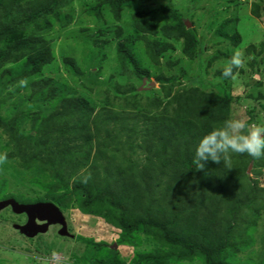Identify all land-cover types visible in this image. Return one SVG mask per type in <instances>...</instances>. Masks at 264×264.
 Returning a JSON list of instances; mask_svg holds the SVG:
<instances>
[{
  "label": "trees",
  "instance_id": "obj_1",
  "mask_svg": "<svg viewBox=\"0 0 264 264\" xmlns=\"http://www.w3.org/2000/svg\"><path fill=\"white\" fill-rule=\"evenodd\" d=\"M72 1L0 0V69L13 64L6 70L9 76L6 85L38 77L52 62L53 52L46 34L52 31L54 23L61 29L70 23L72 16L60 10ZM148 1L100 0L87 6L86 12L101 19V7L107 6L119 20L124 7L143 6ZM158 1L166 2L160 9L165 18L161 26L154 23L153 11H138L132 15L135 33L122 36L121 27L115 32L119 38L115 47L121 65L128 66L140 80L150 77V71L143 67L137 52L139 41L155 63L164 52L173 51V43L180 40L183 54L192 58L198 52L199 43L193 29L178 11L166 5L172 0ZM253 10L257 11L255 5ZM235 22L236 19L223 20L215 30L216 36L233 48L241 43ZM219 56L211 57L208 63ZM62 62L72 75H80L74 58L63 57ZM223 71H217V75L225 79ZM182 75L185 76L184 72ZM155 81L170 98L162 103L163 98L154 96L148 101L149 110L134 106L139 112L132 117L133 120L139 115L145 118L142 134L135 128L133 132L140 135L137 148L146 151L147 163L137 166L125 160L123 168H113L116 157L113 152L106 155L105 148L107 140L115 139L117 133L113 131L116 128L108 129L107 125L114 122L124 131H131L132 127L125 123L126 117L109 109L94 113V107L86 100L52 79L28 83L31 93L25 97L26 104L23 100L20 106L34 107L37 112L30 115L19 109L3 123L15 149L10 156L18 158L25 169L48 173L50 182L41 185L47 195L40 201L51 202L61 210L75 197L81 213L103 218L121 232L123 242H132L136 233H143L162 246L159 251L138 255L130 264H166L193 256H198L203 264H228L224 256L235 250L229 251L224 241L235 230L231 224L240 227L237 218L243 217L245 210L251 208L258 213L264 208V188L244 173L247 163L254 158L247 153H232L230 165L207 161L205 168L198 170L193 163L196 147L204 136L229 120L230 101L225 95L203 93L196 87L181 89L170 96L175 78L159 74ZM165 82L171 84L165 87ZM142 86L149 88L146 79ZM48 102L54 105L49 113H44ZM106 102L105 99L103 104ZM161 105L164 109L157 113ZM152 108L156 113L152 114ZM92 113L95 115L91 117ZM26 118L36 131L23 136L19 126ZM97 159L107 160L105 166L96 164ZM255 165L259 169L253 171L254 175H260L264 159H256ZM83 166L85 172L79 174ZM103 168L108 178L101 177ZM89 243L96 248V256H100L94 257L92 264H125L110 249L108 257L103 258L105 243L93 240Z\"/></svg>",
  "mask_w": 264,
  "mask_h": 264
},
{
  "label": "rangeland",
  "instance_id": "obj_2",
  "mask_svg": "<svg viewBox=\"0 0 264 264\" xmlns=\"http://www.w3.org/2000/svg\"><path fill=\"white\" fill-rule=\"evenodd\" d=\"M98 1L100 0H73L70 5L60 10L62 14H70L72 19L62 29L54 23L52 31L46 34L54 59L43 68L38 77L6 85L9 78L6 70L13 64L9 63L0 69V154L7 155V162L0 164V202L12 198L22 204H34L43 202L40 200L47 195L41 185L50 182L48 173L21 167L18 158L11 157L15 149L11 137L3 128V123L19 109L30 115L38 111L34 107L20 106L31 93L28 86L31 81L55 80L70 88L75 96L86 100L94 107V113L109 109L119 113L121 117H126L125 123L132 127L131 131H124L114 122L107 125L108 129L116 128L113 131L117 133L115 139L107 140L108 146L105 148L106 155L113 152L116 157L113 168H123L126 165L125 160L137 166L147 163L146 151L137 148L141 142L140 135L133 132L135 128L138 134H142L145 118L139 115V118L133 120L132 117H136L139 112L133 107L149 110L148 101L154 96L163 98L162 103L170 98L165 96L161 85L155 81V76L159 74L165 78H175L170 96L190 87H196L203 93L225 95L230 101L229 120L239 119L248 125L264 126V0H172L166 4L178 11L184 22L193 29L199 43L198 52L192 58L186 56L182 53L180 40L173 43V51L164 52V56L155 63L148 57L143 43L137 42L142 65L150 71V77L143 78L147 80L149 88L142 86L143 79H138L128 66L121 65L115 47L119 38L115 32L117 27H121L122 36L135 33L132 15L138 11H153L154 23L161 26L165 18L160 9L166 2L149 0L143 6H126L121 11L120 19L116 20L107 6L101 7V19L86 12L87 6L97 4ZM253 5L257 7V11L253 10ZM226 19H236V29L241 37V43L236 48L215 34L218 25ZM96 40L102 44L96 43ZM250 45L252 49L248 50ZM237 51L243 55V66L236 68L233 74L235 79H222L217 71L225 69ZM217 54L220 55L219 58L208 63ZM63 57H71L77 61L80 75H72L63 66ZM170 84L165 82L163 85L168 87ZM105 99L107 102L103 104ZM53 103H46L43 108L46 111L43 112L49 113ZM163 109L164 105H161L157 113ZM153 111L152 108V114L156 113ZM168 111L171 112V108ZM19 130L23 136L36 131L27 118L23 119ZM130 146H133V150ZM93 153L92 151L91 156ZM230 155L231 152L228 153V161L222 162L230 165ZM106 161L97 159L96 164L105 166ZM255 163L256 159L248 162L244 173L264 188V168H261L260 175H254L253 171L259 169ZM85 168L81 167L79 174L84 173ZM100 171L101 177L106 178L107 172L104 168ZM75 199L74 197L71 203L60 210L67 235L59 233L63 228L60 222L47 225L44 232L40 229L37 233L34 230L30 232L29 217L25 212L16 213L11 205L1 207L0 264H92L93 258L100 256H96V248L89 245V240L107 245L103 250V258L106 255L108 257L110 249L125 264H130L140 254L162 248L156 240L143 233H136L132 242H123L121 232L107 224L103 218L81 213ZM237 219L240 227L231 224L235 230L225 236L224 241L230 247L229 251L231 248L235 249L224 256L225 262L264 264V208L259 209L258 213H254L251 208L245 210L244 216ZM34 222L38 226L47 223L45 219L37 217ZM21 227L27 228L25 232H22ZM166 264H203V261L198 256H193Z\"/></svg>",
  "mask_w": 264,
  "mask_h": 264
},
{
  "label": "clouds",
  "instance_id": "obj_3",
  "mask_svg": "<svg viewBox=\"0 0 264 264\" xmlns=\"http://www.w3.org/2000/svg\"><path fill=\"white\" fill-rule=\"evenodd\" d=\"M243 66V55L237 51L228 61L222 76L235 79L233 68ZM193 161L198 170L205 168L207 161L219 164L228 161V153H247L254 159L264 158V126L248 125L243 120L232 119L225 121L223 127L214 129L202 138L196 147ZM7 162V155L0 154V164Z\"/></svg>",
  "mask_w": 264,
  "mask_h": 264
},
{
  "label": "water",
  "instance_id": "obj_4",
  "mask_svg": "<svg viewBox=\"0 0 264 264\" xmlns=\"http://www.w3.org/2000/svg\"><path fill=\"white\" fill-rule=\"evenodd\" d=\"M6 205H11L16 213L25 212L29 217V227L30 232L34 230V233H37L40 230L44 232L47 225L52 224L54 222H60L63 224L62 230L59 233L61 235H67L65 225L63 223V219L61 217L60 209L55 206V204L48 202H38L34 204H20L13 199H7L3 202H0V208ZM35 217L45 219L47 223L42 226L34 225ZM28 226V225H27ZM33 228V229H32ZM22 232L27 229L25 227H21ZM25 232V231H24ZM27 232V230H26Z\"/></svg>",
  "mask_w": 264,
  "mask_h": 264
}]
</instances>
